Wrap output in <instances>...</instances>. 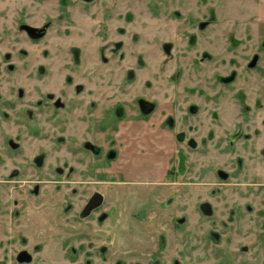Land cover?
<instances>
[{
  "label": "rangeland",
  "instance_id": "374dc122",
  "mask_svg": "<svg viewBox=\"0 0 264 264\" xmlns=\"http://www.w3.org/2000/svg\"><path fill=\"white\" fill-rule=\"evenodd\" d=\"M35 110L81 146L115 251L264 264V0H0V123Z\"/></svg>",
  "mask_w": 264,
  "mask_h": 264
},
{
  "label": "flooded vegetation",
  "instance_id": "af4514ba",
  "mask_svg": "<svg viewBox=\"0 0 264 264\" xmlns=\"http://www.w3.org/2000/svg\"><path fill=\"white\" fill-rule=\"evenodd\" d=\"M22 28L30 37H40L44 31L28 24ZM137 104L144 110L154 108L144 99ZM55 115L51 122L58 119ZM49 122L35 110L27 124L0 123V264H161L158 255L139 247L113 249V244L132 237L96 235L106 216L99 212L103 195L96 189L82 193L83 172L71 165L80 162L76 154L82 148L65 147L71 139L66 138L68 132ZM23 130L26 134L19 137ZM175 136L184 139L182 132ZM193 142L186 137V143ZM104 154L112 159L115 151L107 149ZM152 191H143L141 199L155 196ZM111 228L119 227L112 223ZM120 228L129 229L123 224Z\"/></svg>",
  "mask_w": 264,
  "mask_h": 264
},
{
  "label": "water",
  "instance_id": "95a60500",
  "mask_svg": "<svg viewBox=\"0 0 264 264\" xmlns=\"http://www.w3.org/2000/svg\"><path fill=\"white\" fill-rule=\"evenodd\" d=\"M98 195V194H97ZM96 194H95V196H97ZM99 196V195H98Z\"/></svg>",
  "mask_w": 264,
  "mask_h": 264
}]
</instances>
